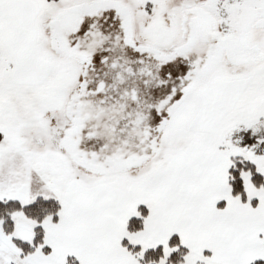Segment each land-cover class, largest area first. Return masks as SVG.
<instances>
[{"label":"snow or ice","instance_id":"snow-or-ice-1","mask_svg":"<svg viewBox=\"0 0 264 264\" xmlns=\"http://www.w3.org/2000/svg\"><path fill=\"white\" fill-rule=\"evenodd\" d=\"M0 264H264V0H0Z\"/></svg>","mask_w":264,"mask_h":264}]
</instances>
